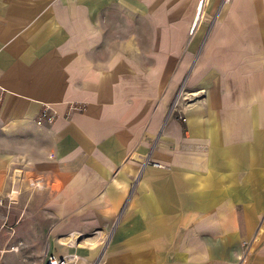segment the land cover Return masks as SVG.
Instances as JSON below:
<instances>
[{
    "label": "crops",
    "instance_id": "obj_1",
    "mask_svg": "<svg viewBox=\"0 0 264 264\" xmlns=\"http://www.w3.org/2000/svg\"><path fill=\"white\" fill-rule=\"evenodd\" d=\"M68 252L264 264V0H0V264Z\"/></svg>",
    "mask_w": 264,
    "mask_h": 264
},
{
    "label": "built area",
    "instance_id": "obj_2",
    "mask_svg": "<svg viewBox=\"0 0 264 264\" xmlns=\"http://www.w3.org/2000/svg\"><path fill=\"white\" fill-rule=\"evenodd\" d=\"M55 112L48 104H43L36 116L35 121L41 123L42 121H51L54 118ZM182 119V117H181ZM245 245V244H244ZM80 255L75 252H68L63 255L48 253L45 257L44 264H76L80 259Z\"/></svg>",
    "mask_w": 264,
    "mask_h": 264
},
{
    "label": "rangeland",
    "instance_id": "obj_3",
    "mask_svg": "<svg viewBox=\"0 0 264 264\" xmlns=\"http://www.w3.org/2000/svg\"><path fill=\"white\" fill-rule=\"evenodd\" d=\"M181 87H182V83L177 85L176 95L174 96L173 100H171L170 102L171 107L177 104V100L180 98L179 92L181 91Z\"/></svg>",
    "mask_w": 264,
    "mask_h": 264
},
{
    "label": "bare ground",
    "instance_id": "obj_4",
    "mask_svg": "<svg viewBox=\"0 0 264 264\" xmlns=\"http://www.w3.org/2000/svg\"><path fill=\"white\" fill-rule=\"evenodd\" d=\"M199 10V9H198ZM196 21V20H195Z\"/></svg>",
    "mask_w": 264,
    "mask_h": 264
}]
</instances>
